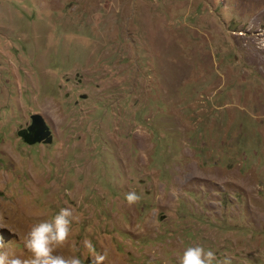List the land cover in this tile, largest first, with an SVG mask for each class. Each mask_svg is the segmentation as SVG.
<instances>
[{
  "label": "rangeland",
  "instance_id": "1",
  "mask_svg": "<svg viewBox=\"0 0 264 264\" xmlns=\"http://www.w3.org/2000/svg\"><path fill=\"white\" fill-rule=\"evenodd\" d=\"M261 41L264 0H0L5 243L72 207L112 264H264Z\"/></svg>",
  "mask_w": 264,
  "mask_h": 264
},
{
  "label": "clouds",
  "instance_id": "2",
  "mask_svg": "<svg viewBox=\"0 0 264 264\" xmlns=\"http://www.w3.org/2000/svg\"><path fill=\"white\" fill-rule=\"evenodd\" d=\"M125 199L133 206L142 197L133 191L126 193ZM79 222L80 216L72 207L60 208L54 216L31 225L21 238L22 251L6 244L0 236V264H112L108 251H97L90 239L76 242L74 224ZM3 226L4 217L0 215V227ZM179 264H233V260L228 255L218 256L202 244H193L184 249Z\"/></svg>",
  "mask_w": 264,
  "mask_h": 264
},
{
  "label": "water",
  "instance_id": "3",
  "mask_svg": "<svg viewBox=\"0 0 264 264\" xmlns=\"http://www.w3.org/2000/svg\"><path fill=\"white\" fill-rule=\"evenodd\" d=\"M28 132H34L33 135H30V143L34 144L44 142L46 144H51L53 142L51 131L40 115L32 116V125L28 129Z\"/></svg>",
  "mask_w": 264,
  "mask_h": 264
},
{
  "label": "flooded vegetation",
  "instance_id": "4",
  "mask_svg": "<svg viewBox=\"0 0 264 264\" xmlns=\"http://www.w3.org/2000/svg\"><path fill=\"white\" fill-rule=\"evenodd\" d=\"M33 134H34V132L33 133H27V132H25L22 135H23V137H25L26 140H28L30 142V140H31L30 139L31 138L30 135H33Z\"/></svg>",
  "mask_w": 264,
  "mask_h": 264
}]
</instances>
